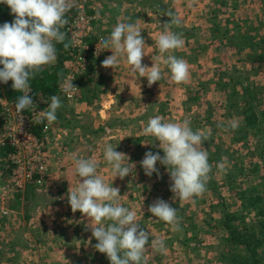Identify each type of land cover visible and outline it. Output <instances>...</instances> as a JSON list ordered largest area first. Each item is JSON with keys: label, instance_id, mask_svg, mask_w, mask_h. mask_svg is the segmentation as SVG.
Masks as SVG:
<instances>
[{"label": "rangeland", "instance_id": "374dc122", "mask_svg": "<svg viewBox=\"0 0 264 264\" xmlns=\"http://www.w3.org/2000/svg\"><path fill=\"white\" fill-rule=\"evenodd\" d=\"M96 1L102 6L99 9L108 15V24L103 22L106 25L98 24V17L103 18V13L97 10ZM211 1L89 0L88 12L96 16L93 22L96 36L106 37L105 29L112 27L116 18L119 22L138 23L141 34L143 33L142 38L143 35L148 38L144 47L149 49V54L151 52L145 60L148 50L144 49L142 64L148 67L153 63L158 64L163 74L162 79L149 85L146 78L131 72L126 56L113 69L111 67L99 69L101 59L107 55L108 49L99 56L89 57L90 71H82L75 81L76 96L67 100L60 95L65 106L60 109L63 117L59 119L56 115L57 118L53 121L63 138V146L58 151L60 161L57 162L52 175L54 173L65 175L71 182H61L62 176H57L60 179L57 183L47 181L41 187L30 186L19 194L11 193L8 189L10 174L6 175L9 163L6 157H0V166L2 162L4 167L2 172L6 175L4 178L0 176V211L5 212L4 216L7 217L2 220V215L0 216V264H83L81 260L85 264H99V258L93 256L94 252L84 241L87 233L82 231L83 234L76 235L75 224H72L74 218L86 217L79 211L73 212L68 200L69 189H74L79 181L74 157L92 159L98 166L97 173L100 177L119 189L121 204L135 212L140 227L149 234L150 243L146 245L144 264L228 262L229 252L233 250V246H227L225 230L220 229L224 206L232 210L237 205L241 209L238 193L243 189H247V192L255 188L259 190L263 182L261 175H264V172L262 170L258 176H243L241 178L243 183L237 186L238 191L230 190L229 184L225 181L228 170L233 169V164L229 163H240L243 160L248 163L252 159L255 161L257 158L254 150L258 144L254 141L256 138L252 139L251 136L248 137V143H236L235 133L241 127L240 120L237 116L230 117L226 109L218 107L222 103L223 93L214 88L213 82L220 79L219 72L226 70L227 75L233 74L234 69L250 73L254 68L261 71L260 66L256 64L248 63L246 67L240 61L246 60L250 55L249 50L246 51L242 46L248 44L251 38L256 42L264 40V0H219L225 3L224 6L216 2L217 0ZM216 3L220 4L222 9L215 10L218 6ZM213 11H219V19H215ZM160 13L163 16L178 18L182 34L192 29L189 32L192 36L186 45L183 44L170 53L159 52L156 41L163 24L168 21V19H164L165 22L160 21L158 17ZM213 23L221 27V35H213ZM243 36L246 37L244 43L232 48L231 44H238ZM96 43L97 40L94 38L92 44ZM168 54L178 58L185 57L189 68L185 82L176 83L171 80L170 71L165 63ZM262 70L264 71V67ZM228 79L229 77H225L226 81ZM117 81H120L121 85L131 83L135 87L127 88L123 91L124 97L119 98L116 96L118 93L114 86ZM201 88L205 89L203 95L207 94L203 101H210L211 104L206 106L207 110L203 102L201 103L204 105L199 106V109L189 107L192 102H186L189 96L192 97ZM156 115L169 122L188 120L193 131L199 130L201 135H205L202 137L203 142L214 139L210 145L211 149L220 146L221 149L228 151L222 157L226 162L209 164V178L205 190L191 199L174 198L170 190L172 183L170 175L159 162L156 165L158 175L157 173L146 175L141 166L146 152H159L161 156L164 155L159 148V142H155L156 148L152 149L150 135L143 132L149 117ZM213 119L220 120L225 127L214 124ZM208 123H211L208 127L211 136L204 130ZM73 126L75 129H72ZM1 136L2 133L0 141L3 139ZM106 144H112L117 147L118 152L125 155L122 159L130 166V175L123 179L113 175L103 157ZM201 147L204 150V144ZM252 170L246 168L244 175H250ZM1 188L5 189L4 193ZM42 194L45 196L42 197ZM59 198L62 200L59 201ZM158 199L168 202L178 210L176 225L156 219L148 211L149 206ZM85 226L90 228L94 226V222L85 220ZM56 228L60 230L54 234ZM10 239L23 243L24 246L21 245V248H16V252L8 254L6 243ZM77 240L84 242L79 249L72 246ZM152 240H162L166 251L162 252L151 246ZM103 255L108 259L105 254Z\"/></svg>", "mask_w": 264, "mask_h": 264}, {"label": "clouds", "instance_id": "9594fccd", "mask_svg": "<svg viewBox=\"0 0 264 264\" xmlns=\"http://www.w3.org/2000/svg\"><path fill=\"white\" fill-rule=\"evenodd\" d=\"M14 16L11 23L0 24V83L12 82L18 96L15 108L23 112L33 105L30 95V78L42 66L56 60V43L65 40L61 31L67 23L66 13L73 7L74 0H0ZM180 20L173 18L164 23L156 45L160 53H170L183 45L179 32L170 29ZM100 45L111 51L101 63L113 67L126 56L131 72L146 78L149 85L162 79L158 64L151 67L142 64L145 41L138 23L117 22L108 37H102ZM67 47V44H65ZM165 63L173 82H185L189 75L186 61L168 54ZM65 93L71 94L73 82L61 84ZM47 108L41 111L49 122L56 120L57 109L61 106L57 95L50 97ZM143 132L159 142V152H146L141 166L146 175L159 174L156 165H163L172 181L170 190L174 198L191 199L205 190L210 165L206 151L201 147L203 138L199 130L193 131L190 122H169L160 116H151ZM117 147L106 144L103 157L114 176L123 179L130 175V166L123 161L125 155ZM77 186L69 189V204L73 212L79 211L94 222L90 227L96 239L95 249L106 255L110 264H144V252L149 245L148 232L140 227L133 210L120 202L119 189L106 183L97 173V164L90 158L74 157ZM152 216L170 225H176L177 209L168 202L158 199L149 206ZM151 246L166 251L162 240H152Z\"/></svg>", "mask_w": 264, "mask_h": 264}, {"label": "trees", "instance_id": "16d2710c", "mask_svg": "<svg viewBox=\"0 0 264 264\" xmlns=\"http://www.w3.org/2000/svg\"><path fill=\"white\" fill-rule=\"evenodd\" d=\"M216 2H219L223 6L225 4L221 3L219 0ZM223 9L225 8L223 7ZM213 13L216 19L219 15V11H213ZM13 19L14 16L11 14L8 6L6 4H0V24L4 22L11 23ZM66 19L68 21L70 17H66ZM66 25L67 23L61 31L65 32ZM213 26V35H221V27L215 24ZM172 28L173 31L182 34L181 25H173ZM190 31H192V29L182 34L183 41L185 42H183L184 45L187 44L188 39L192 36L189 33ZM245 39L246 37H241L239 43L231 44V47L234 48L242 45ZM250 41L245 46H242L246 51L249 50L250 55H248L249 57L246 60H241L240 63L246 67L248 63L256 64L260 66L261 71L254 68L250 73L249 71L234 69L232 71L233 74L227 75L228 71L226 70L219 72L218 76L220 79L217 80V82H213L214 88L217 91H221L220 93H223L222 103L218 107L226 109L230 117L237 116L240 120L239 125H241V127H239L238 131L235 133V135H237L235 139L236 143H248V137L251 136L252 139L256 138L254 141L258 144V147L256 146L254 150L255 157L257 158L255 161L252 159L248 163L244 160L240 163H229L233 164V169L230 171L228 170L225 181L229 184L232 192L238 191L237 186L243 183L241 180L243 176H258L262 170L264 172V71L262 70L264 67V40L256 42L254 38H251ZM65 44H67V47H65ZM55 47V62L51 65L42 66L30 78V95L33 99V105L23 111L24 113L30 114L47 107L52 95H57L60 101L62 99L60 97V84L67 74V63L72 58L75 51L71 47L66 34L65 40L62 43H56ZM89 69L90 67H87L86 71ZM217 70H220V68H217ZM225 77H229V79L226 81ZM203 91H205L204 88L199 89V92L189 99V103L192 102L198 105L204 103L205 106H211L209 101H203V98L207 95H203ZM22 94L23 93L16 92L12 88L11 81L7 84L0 83V97L6 99L8 102L15 104L17 97ZM63 107L65 106L61 101V106L56 112L59 119L63 117V113L60 111ZM216 122H218V120H216ZM3 124L4 121L0 116V133L3 132ZM1 138H3V136H1ZM156 143H158V141H156ZM1 148L3 157H6V152L11 148L9 146ZM154 148H156L155 145H153L152 149ZM206 149L209 164L212 162H226L222 160V157L224 154L226 155L228 151L221 149L220 146H214L213 149L206 147ZM246 168L253 169L250 175H244ZM9 171L11 172L9 169L6 175L8 173L10 174ZM261 180H263V182L260 184L259 190L255 188L247 192V189H243L238 193L241 209L237 207V205L234 206L232 210L224 206V211L222 212L223 219L220 220V229L225 230L224 235L227 246H233V250L231 249L229 252L228 262L223 261V264H264V175H261ZM219 197L222 198L221 195H219ZM1 219L5 220L7 217L1 216ZM89 234L91 235L89 236L91 240H94L93 248H95L97 241L92 233ZM89 237L88 239H90ZM4 239L5 237H3L2 240ZM21 245L24 246L23 243L10 239L7 240L6 250L8 254L13 253L16 252V248H21ZM93 256H95L94 253Z\"/></svg>", "mask_w": 264, "mask_h": 264}, {"label": "built area", "instance_id": "2783aa9c", "mask_svg": "<svg viewBox=\"0 0 264 264\" xmlns=\"http://www.w3.org/2000/svg\"><path fill=\"white\" fill-rule=\"evenodd\" d=\"M88 3L89 0H74L73 7L66 13L70 20L65 34L75 52L67 63V74L61 84L67 79L76 87L67 94L60 84V93L67 100L76 96L75 81L87 69L89 57L99 56L106 50L100 45L102 36H96L93 27L96 16L88 12ZM94 38L96 44H92ZM44 110L30 114L18 112L14 103L0 97V116L4 121L0 145L11 148L5 154L11 170L8 182L11 193L45 185L60 161L58 151L63 146V138L54 122H49L41 113Z\"/></svg>", "mask_w": 264, "mask_h": 264}, {"label": "crops", "instance_id": "0c3cea01", "mask_svg": "<svg viewBox=\"0 0 264 264\" xmlns=\"http://www.w3.org/2000/svg\"><path fill=\"white\" fill-rule=\"evenodd\" d=\"M144 1V0H143ZM145 1H147V0H145ZM211 1V0H210ZM96 3H97V6H98V8H97V10H99V11H102L101 9H99V8H101L102 6L96 1ZM142 3V2H141ZM149 4H151L150 2H148ZM211 3H213L214 4V2L213 1H211ZM148 4V5H149ZM213 4H211V6H212V8H214L213 7ZM217 8L215 9V10H219V9H222V6L220 5V4H218L217 3ZM146 6H147V4H146ZM152 6V5H151ZM149 7H150V5H149ZM157 12L159 11V10H156ZM151 12H152V10H151ZM162 12H163V10H162ZM101 13V12H100ZM102 13H103V18L101 17V16H97L98 17V24H100V23H103V22H105V23H107L108 24V21H107V17H108V15H107V13H105L104 11H102ZM109 16H112V15H109ZM158 17H159V20L160 21H164L165 22V20L164 19H168V20H171V19H173V18H171V17H169V16H163V15H161V13L160 14H158ZM171 18V19H170ZM218 19H219V15H218V17H217ZM200 19H201V17H200ZM119 20H118V18H116L114 21H113V26L114 25H116L117 24V22H118ZM168 22V21H167ZM105 23H103V24H105ZM166 23V22H165ZM228 24V23H227ZM106 25V24H105ZM179 25V24H178ZM113 26L111 27V26H109L108 28H106L105 29V35H106V37H108V36H110V33H111V31H112V29H113ZM172 26L173 25H170V29L171 30H173V28H172ZM176 26V25H175ZM143 34V33H142ZM141 34V35H142ZM143 39H144V41H145V43L148 41V38L146 37L145 38V36L143 35ZM184 42V41H183ZM185 43V42H184ZM144 49H147V48H145L144 47ZM148 50V53H147V55L145 56V60H147V58L151 55V52H150V54H149V49H147ZM112 53H111V51L110 50H108V52H107V55L105 56V57H102V59H101V62L107 57V56H109V55H111ZM183 56V55H182ZM184 60H186L185 59V57L183 56L182 57ZM105 68L106 67H104V66H102V63H100L99 64V69H101V70H105ZM108 69H106V71H107ZM84 77V76H83ZM81 80H83V78H81ZM119 82L120 81H117L116 82V85H114L115 86V90L117 91V97H119V98H122V97H124V92L123 91H125L127 88H131V87H135L133 84H128V85H121V84H119ZM123 90H122V89ZM206 95V94H205ZM193 97V96H192ZM191 98V96H189L188 98H187V100H186V102L187 101H189V99ZM130 100H132V99H130ZM209 103H210V101H209ZM194 106H193V105ZM192 104H189V107H196V109H199L198 107L199 106H203L204 104H195V103H192ZM47 107H45V109H46ZM205 109L207 110V108H206V106H205ZM162 116H164V115H162ZM199 119H201V118H199ZM213 121H214V124H215V122H216V120H214L213 119ZM210 124L211 123H208V125H205V128H204V130H205V132L206 133H208L209 131H208V127H210ZM216 124H218L220 127H222V128H224L225 127V125L223 124L222 125V123L220 122V120H218V122H216ZM216 127V126H215ZM219 127V128H220ZM72 129H75V126L74 127H72ZM213 132V131H212ZM212 135V133L210 132V133H208V136H211ZM202 137H205V135L203 136V135H201ZM207 136V135H206ZM150 137V140H151V148L153 147V145H155V140H154V138L152 137V136H149ZM213 140L214 139H211V140H207L206 142H203L202 144H204V150L205 151H207V149H206V147H210V145H211V143L213 142ZM0 157H3V155H2V148H1V145H0ZM5 159V158H4ZM10 168H8V170H9ZM2 170H4V167L2 166V162H1V166H0V176L1 177H5L6 175H5V172L3 173L2 172ZM8 170H7V172H8ZM10 172V171H9ZM9 174V173H8ZM7 174V175H8ZM57 176H62L61 174H58V175H55V173L53 174V175H51V177L49 178V180H48V182H50V183H57V182H59L60 181V179H58V177ZM62 181L61 182H67L69 179H68V177H66L65 178V175L64 176H62ZM0 180H1V178H0ZM8 180V179H7ZM7 180H6V182H5V185H6V183H7ZM3 182H4V180H3ZM68 182H71V181H68ZM5 185H4V188H5ZM4 188H1V190L3 191V193L5 192V189ZM37 190V189H36ZM19 194V193H18ZM35 195V194H34ZM42 197L43 196H45V194H42L41 195ZM72 210V209H71ZM72 212V211H71ZM4 216L5 215V212H3V211H0V216ZM7 215V214H6ZM78 215H79V213H78ZM80 217V216H79ZM76 217V218H74L73 220H74V223H72V224H75V227H76V229H75V231H76V235H80V233L81 234H83V232L82 231H85L87 234L85 235V239H84V241L89 245V247H90V249L94 252V254L96 255V257L97 258H99V264H109L110 263V261L108 260V259H105V257H104V255H103V253H100L99 251H97L95 248H93V246H94V240H91V238L89 237V236H91L89 233H92V231L90 230V228H88V227H86L85 226V220H88L89 218H87V217ZM70 218H72V217H70ZM79 218V219H78ZM84 221V222H83ZM52 224V223H51ZM55 224V223H54ZM59 228H56L55 229V231H54V234L55 233H58L59 232ZM58 236H60V233H59V235ZM72 236V241H73V237H74V234H72L71 235ZM87 237H89L90 239H88ZM79 240H77V243H73V245L72 246H75V247H77L78 249L79 248H81L83 245H84V242L83 241H81V242H78ZM56 242V241H55ZM100 258H102L101 259V261H100ZM80 262H82L83 264H85V262L83 261V260H81ZM103 262V263H102Z\"/></svg>", "mask_w": 264, "mask_h": 264}]
</instances>
